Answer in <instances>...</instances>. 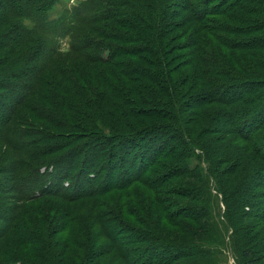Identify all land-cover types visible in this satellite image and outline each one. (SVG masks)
I'll use <instances>...</instances> for the list:
<instances>
[{"label":"trees","instance_id":"16d2710c","mask_svg":"<svg viewBox=\"0 0 264 264\" xmlns=\"http://www.w3.org/2000/svg\"><path fill=\"white\" fill-rule=\"evenodd\" d=\"M68 1L0 0L3 12H0L3 21L0 32L4 39L0 42V51L9 46L7 57L17 54L15 68H11L13 59L8 63L6 56L0 57V72L6 71L4 74L7 75L0 79V143L6 147L2 146L6 151L2 156L4 166L0 173L11 182L9 186L2 185L0 194L9 193L8 196L17 204L15 212L12 209L9 214H3L4 209H0V220L5 222L0 227V264H167L181 257H175L177 253L170 246L156 253L149 248L130 249L137 244L162 245L144 231L133 228L129 229L135 231L132 234L137 239L126 238L124 234L131 235L128 229L124 231L129 225L123 221L119 209L126 212L131 208L120 201L114 203L113 209L105 205L106 200L113 198L112 194H122L123 190L133 186L136 177L141 178L142 172H146V168H150L171 143L163 139L168 136L163 129L168 125L158 128V141L146 138L145 144L138 143L143 138H140L136 122L145 123L139 118H149L152 113L134 105L149 102L151 89L148 81L157 82L159 99L155 102L161 108L184 107L192 112V116L187 118L189 122L197 117L201 108L215 102L219 108L210 114L212 130L236 124L238 139L245 142L247 148L240 147L233 158L234 168L222 175L241 172L245 177L235 180L239 189L231 193L226 192L225 182L220 181L223 177L218 175V182L213 183L223 200L227 202L233 198L237 201L238 204L233 202L235 206L228 204L226 220L238 229L236 220L231 216L242 219L252 217L250 211L247 213L244 209L248 205L251 208V202L263 194L249 193L250 185L259 188L264 184V173L252 168L247 155L252 152L264 163V142L254 139L259 131H264V93L260 94L264 89V58L255 53L264 51V35H261L264 18L261 20L258 17L264 14V0H225L224 8L217 12L212 10L213 0H200L194 4L189 3L190 0H79L72 5ZM238 5L241 11L258 14L255 17L258 25L253 30H261L260 34L233 43L244 50H254L249 53L252 64L249 61L248 65L252 74L250 79H235L236 84L230 87L224 84L215 87V78L212 79L209 74L226 78L225 71L228 69L222 61L223 57L218 58L214 48L204 46L208 42L204 36L206 31L202 35L199 32L205 28L195 21L218 14L226 15L238 9ZM125 7L128 11L124 10ZM186 9L192 19L195 17L194 22L180 19ZM237 9L234 17L239 13ZM238 17L244 23V17ZM245 23L249 25L248 21ZM109 28L114 32H110ZM234 29L231 28V31L234 32ZM184 37L185 45L175 49L173 42ZM227 42L231 43L229 39ZM20 43L25 49L18 55V48L11 46ZM129 43L133 45L124 49L122 44ZM41 48L44 50L41 51ZM150 48L156 54L142 56L143 63L152 67L148 66L150 69L147 72L139 73V69L131 68L124 59L127 54L148 53ZM203 48H209L215 59L206 63L210 65L209 71L204 65V69L197 70H192L191 64L185 63L182 67L181 58L190 56L196 59ZM175 51H181V54L174 56ZM63 54H69L75 60H62L60 57ZM35 55L40 58L32 62L31 57ZM29 61L36 64L35 69L30 67ZM54 61L57 69L50 67ZM161 65L166 69L167 76L156 74L155 70L159 69L156 67ZM129 67L131 73L126 69ZM214 67L220 70L215 71ZM119 68L125 69L124 72L121 73ZM29 71L31 75L27 86L19 89L20 85H17L16 94L9 95L13 94L12 83L26 77ZM52 73L57 74L50 77ZM115 76L127 79L121 86L124 90L111 82L112 78L117 80ZM203 78L209 82L202 88L207 94L189 95L186 99L187 93L200 86ZM140 83L145 84L140 86ZM208 88L216 89L214 92L213 89L207 91ZM192 101H196L195 107L201 108L190 110ZM242 103L245 105L237 109L236 105ZM166 116L174 127L167 129L173 134L172 142L178 141V137L180 143L185 142L181 133L186 130L181 129L177 122L182 121V116L168 111L162 117ZM72 118L75 121L71 122ZM56 128L61 129L64 139L70 142H53L50 132ZM68 148L72 152L65 156ZM227 155L230 156L231 152ZM209 157L212 162L213 156ZM61 165L65 167L61 168ZM42 168L45 170L42 171ZM181 168L188 170L187 166ZM211 170L214 177V170ZM132 171L135 173L132 174ZM156 180L153 179L152 184ZM238 192L240 198L237 197ZM127 214L135 213L129 211ZM180 214L174 213L170 217ZM248 228L252 235L250 241L255 242L257 249L255 254L263 252L264 229H260V225L254 230L245 227ZM242 252L243 258H249L247 264L258 262L257 255L253 256V249ZM146 255H149L147 259Z\"/></svg>","mask_w":264,"mask_h":264},{"label":"rangeland","instance_id":"374dc122","mask_svg":"<svg viewBox=\"0 0 264 264\" xmlns=\"http://www.w3.org/2000/svg\"><path fill=\"white\" fill-rule=\"evenodd\" d=\"M77 1L79 0H69L68 2L69 5H72ZM199 1L200 0H190L189 3L192 2L194 4ZM213 1V11H221L224 8L225 0ZM129 8L131 9V6H129ZM195 8H197V6H195ZM59 9H61V6ZM176 9L178 10V8ZM236 9L226 15L218 14L217 16H212L209 19L207 17L198 21H195V17L192 19L191 17L193 16L190 13H187L186 9L183 10V15L180 17V19H186L185 21H188V23H190V21H195L197 25L204 27L205 30L199 32V34L202 35L204 31H206L204 33V36L206 42H208L204 46H210L214 48L216 53L219 55L217 56L218 58L223 57L222 61L226 64L228 69L227 71H225L226 78L215 76L214 73L209 74L212 79L215 78V87L218 85L221 86V84L230 87L236 84V82H234L235 79H250L252 74V71H249V68H251V66L248 65L249 61H252L250 59L251 57L249 56V53H252L254 50H244V48L235 46L233 45V43L235 44L238 41L240 42L241 39H247L252 35L256 36V34H260L259 32L261 30H256L255 32L253 30V28H256L258 25L255 22V17H257L258 14H249L244 11H241L239 10L238 5V15L244 17V23H241L243 22V20L241 21L238 15L237 17H234V12L236 11ZM124 10L128 11V8L125 7ZM227 11L228 10H225V12ZM0 12H2V9H0ZM258 17H260V19L262 20L264 18V14H259ZM237 20L240 24L237 22ZM246 21L249 22L248 26L245 23ZM1 23H3V21H1L0 18V24ZM237 26H239V29L237 28ZM233 27L236 28L234 29ZM231 28L234 29V32L231 31ZM109 29L110 32H114L112 28ZM180 32L181 29L178 30V33ZM2 34L3 33L0 32V42L4 40ZM261 35H264V32ZM112 38H115V34H112ZM227 39H229V42H231L232 44H228ZM109 41L113 42L114 40L110 39ZM185 43V37L177 38V40L173 42V44L175 45V49L182 47L183 45H185ZM122 45L124 49L127 50V48L131 47L133 44L129 43ZM11 47L18 48V50L20 51L18 55L21 54V51L23 49H25L24 44L21 43L18 44V46H15L13 44V46ZM4 49L5 50H2L3 53L0 54V57L6 56V61L8 63H11L13 59L11 63V68H15L17 65V62L15 60L17 54H14L11 57H7V51H9V46ZM43 50L44 48H41V51ZM148 50V53L144 52L141 54L133 55L127 54L124 59L130 65L131 68L139 69V73L147 72L150 69L149 67L151 66L143 63L142 56L152 57L156 54L153 49L150 48ZM255 53L258 54L257 56H259L261 59L264 58V51H255ZM178 54L180 55L181 51H175L173 53L174 56ZM208 54L211 57L208 56L204 58ZM39 58V55H35L34 57H31V61L35 62ZM60 58L66 61L75 60V58L69 54H63ZM210 59L215 60L212 51L209 48H203V52L201 53L200 51L199 57L196 59L191 58L190 56L181 58V65L183 67L185 63V65L191 64L192 70H197L201 67L202 69H204V65L206 70L209 71L211 69L210 65L209 63H206ZM31 61H29L30 67H34L33 69H35L36 64H31ZM77 62L78 61L76 60V63ZM50 67L57 69L58 66H56L54 61L50 65ZM88 67H92V65H89ZM130 67L126 69L129 71L132 70L130 69ZM155 67L156 66H154V68ZM156 68H159L155 70L156 74H159L163 77L167 76L166 69L163 65ZM217 69H219V67H214L213 70L216 71ZM124 70L125 69L119 68V71L121 73H123ZM10 71L12 70L10 69ZM131 72L132 71H130V73ZM4 73L0 72V79L7 77V75H5ZM27 74L28 75H26V77L18 78L15 82L12 83V85H14L12 89L13 94L10 93L9 95L16 94L17 85H20V88L18 87L19 89H23L25 86H27V84L30 82L29 77L31 75V71H29ZM56 74L57 73H52V76L50 75V77H53ZM116 75L121 74L117 73ZM152 76L158 78L154 74ZM115 77L117 78V80L112 78L111 82L117 85L119 88H122V84L125 83L127 79L122 76ZM171 79L173 81V75ZM144 82L146 83L147 81ZM69 84L71 86L72 83L70 82ZM144 84L140 83V86ZM81 85L83 86V81H81ZM147 85L151 89L149 91V102L145 105H134V107L137 109H144L152 113L151 117L149 118H139L140 120H145V123L136 122V126H139L137 127V129L140 128L141 130H139V132H141L140 138H143V140L141 142L139 140L138 143L145 144L146 138H150L152 142H155V140L158 141L160 138V136L157 135V131L160 130L158 128L167 125L169 127L163 129L168 132V136L164 137L163 139L165 141H171V143H169L170 145L164 149L163 153L156 160V162L153 165H150V168H146V172H142L141 178L136 177V182L133 186L127 188L126 191L123 190L122 194L121 192L116 193L115 195L112 194L113 198L106 200L105 205L110 209H113L114 203L116 201H120L121 203L126 202L127 208L131 209H126V212L123 209H119L122 213V216L124 217L123 221L129 225L127 228H125L124 231H126L127 229L130 231L129 228L144 231L148 237H153L155 239V242L157 244L160 243L162 246L158 245V247L156 245L137 244L132 245L130 249L134 247H139L141 250L149 248V251H154L156 253L170 246L171 248H174L177 253L175 257L177 255H181V257L176 261L170 263L168 262L167 264H247L249 258H243L242 251L244 249L249 248L250 250L253 249V256L257 255V257L259 258L258 262H256L255 264H264V251L255 254V251H257V249L254 247L255 242L250 241V239L252 238V235L249 234L251 232V229H245V227L247 226L252 227L254 230L256 229L255 227L257 225H260V229H264V184L259 188L255 187L254 185H250L249 188L246 181V189L249 188V193H251V191H254L258 194H260L261 192L263 194L261 198L258 197L255 201L249 199L250 201H252L251 203H253V205L250 204L252 205L251 208L248 205L247 208L244 209V211L247 213L250 211L252 217L242 219L239 216H237L236 218L234 215L231 216L233 220H236L235 223L237 224L238 229L232 227L231 221L230 223H227L226 220V210L228 204L231 205L233 204V202L237 203V201L233 200V198L232 200H227V202L225 201V199L223 200L221 193L217 192L218 189L214 185L215 181L218 182L219 178L217 176L219 175L223 177L220 178V181L225 182L227 186L225 188L226 192L231 193L232 191L239 189L238 186H236L235 180H243V177H245V174H241V172H238L236 175L232 174L231 176L229 174H225L224 176L222 175V173H226V171L234 168L233 158L239 153L238 151L240 147L244 149L247 148V144L238 139L239 134L235 131V129H237L236 124H228V126L224 127V129L216 128V130H212L213 124L211 123L212 118L210 114L217 111L219 105L215 104V102H211L203 108L195 107L194 103L196 101H192L190 105L192 106V108H190V110L195 111L199 108L201 109L197 112V117L193 118L194 120L189 122L187 121V118L192 116L191 111V113H189V111L185 110L184 107L176 109H170L165 107L161 108L158 103L155 102L159 99L156 94L157 82L148 81ZM207 85H209L208 80L206 78H203L200 86L190 91L191 93H187V96L185 98L187 99L189 95L195 96L200 93L207 94V92L202 89ZM211 87H213V85ZM62 89L59 90L61 93L63 92ZM212 89L213 88H208L207 91H212ZM215 89L216 88L213 89L214 92ZM121 90L124 89L122 88ZM103 92H105V89H103ZM263 93L264 89L261 90L260 94ZM9 99H12V97H9ZM9 99H7L6 103ZM244 105L245 104L243 103L238 104L236 105V108H241ZM167 111L170 114H175L178 117L182 116V121L178 120L177 122L181 129L186 130L184 131L186 135L183 132L181 133L185 138V142L180 143L179 137L177 138L178 141L172 142L173 134H170L171 132L167 129H173L174 127H172V123L168 119V116L164 118L162 117L165 116ZM33 115L35 116V114ZM33 119L37 120L36 118ZM73 121L75 120L72 118L71 122ZM51 131L52 132L50 133L53 137V142H55L56 144H58L59 142H70L67 139H64L65 134L61 129L56 128L51 129ZM170 135H172V137ZM254 139L259 140V143H263L264 131H259ZM2 146L4 145L0 143V171L4 166L1 162H3L4 159L2 158L3 153L4 151H6L3 150ZM160 149L162 148L160 147ZM7 151L9 150L7 149ZM71 152V149L68 148L65 156H68ZM228 152H231L230 156L227 155ZM209 155L213 156L212 162L210 160L211 157H209ZM229 157H232V159L227 160ZM70 158L72 159V156ZM247 158L253 164L252 168L264 173V163L258 157H256L252 152H250V154L247 155ZM182 166H187L188 170L183 171V168H181ZM60 167L63 168L65 166L61 165ZM50 168L51 167H49L48 169ZM126 168L128 169L127 166ZM211 169L214 170V177L211 176ZM44 170L45 168H42V171ZM49 171H51V169ZM131 173L133 174L135 172L132 171ZM2 174L3 173L1 172L0 188L2 187V185H11V182L5 179ZM127 175L131 174L128 173ZM156 178V183L152 184V180ZM137 179H140V181H138ZM45 186L46 185H44V187ZM8 195L10 194H0V209H4L3 214L11 213L12 209L15 212V207L17 206V204H14L16 202L13 201L12 197ZM109 195L106 196V199ZM237 197H241L239 192ZM12 205L14 207H12ZM232 206H235V204H233ZM129 211H132L135 214H127L129 213ZM237 211H240V209L237 208ZM174 213L181 214L178 217L172 216L171 218L170 215H174ZM4 223L5 222L3 221V219H1L0 227H2ZM242 227L244 228L240 230ZM133 232L135 231L131 230V235H124L126 236V238H132L133 241H135L137 237L132 234ZM247 234L249 236H247ZM237 242H239V244ZM238 246H243V248L240 249ZM131 253H134V251H131ZM149 255H146V259ZM154 260L158 261V263L160 262L158 258H154Z\"/></svg>","mask_w":264,"mask_h":264}]
</instances>
